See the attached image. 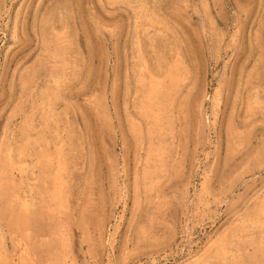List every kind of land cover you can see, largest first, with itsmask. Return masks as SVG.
<instances>
[{
	"label": "rangeland",
	"instance_id": "1",
	"mask_svg": "<svg viewBox=\"0 0 264 264\" xmlns=\"http://www.w3.org/2000/svg\"><path fill=\"white\" fill-rule=\"evenodd\" d=\"M0 264H264V0H0Z\"/></svg>",
	"mask_w": 264,
	"mask_h": 264
}]
</instances>
